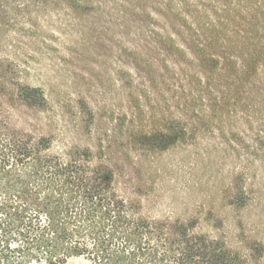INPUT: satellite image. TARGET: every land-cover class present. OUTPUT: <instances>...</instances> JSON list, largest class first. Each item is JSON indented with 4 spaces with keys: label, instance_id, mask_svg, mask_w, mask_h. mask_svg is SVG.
<instances>
[{
    "label": "rangeland",
    "instance_id": "obj_1",
    "mask_svg": "<svg viewBox=\"0 0 264 264\" xmlns=\"http://www.w3.org/2000/svg\"><path fill=\"white\" fill-rule=\"evenodd\" d=\"M0 69L57 148L264 264V0H0Z\"/></svg>",
    "mask_w": 264,
    "mask_h": 264
},
{
    "label": "trees",
    "instance_id": "obj_2",
    "mask_svg": "<svg viewBox=\"0 0 264 264\" xmlns=\"http://www.w3.org/2000/svg\"><path fill=\"white\" fill-rule=\"evenodd\" d=\"M0 69V264H235L190 220L148 215L117 170L91 152L57 148L7 101ZM66 140V138H61Z\"/></svg>",
    "mask_w": 264,
    "mask_h": 264
}]
</instances>
